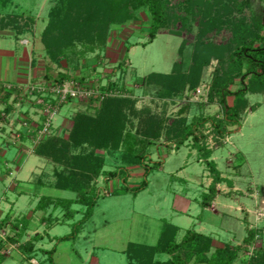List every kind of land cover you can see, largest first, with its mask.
I'll return each mask as SVG.
<instances>
[{"label": "rangeland", "instance_id": "rangeland-1", "mask_svg": "<svg viewBox=\"0 0 264 264\" xmlns=\"http://www.w3.org/2000/svg\"><path fill=\"white\" fill-rule=\"evenodd\" d=\"M183 1L172 0V3ZM201 1V13L212 15L216 20L226 16L231 19L226 22L220 34L209 36L208 40L215 45L227 44L231 38V23L238 24L243 21L245 25L253 26L255 23L264 22V0H249L250 8L242 13L224 11L213 3L214 0ZM208 1L214 5L211 6ZM240 2L239 0L238 3ZM67 6L66 0H9L7 9L0 11V27H5L0 29V36H4L0 37V50L15 53L14 57L0 56V71H3V65L5 67L2 73H5L4 79L18 82L20 73L26 68L20 66L19 59L23 58L26 49L30 50V47H24L16 39L7 37V34L23 32L20 40L32 43L35 50L33 58L36 59V70L33 69L31 74L32 77L37 74L35 81L31 79L26 83L8 84L29 93H22L18 100L19 95L15 92L5 102L3 99L6 93H0L2 108L5 110L7 106L13 107L12 113L3 116L10 127V133L6 135V132H1L0 138V149L6 152L5 155H0V204L10 205V208L14 205L13 212L23 215L19 220L20 226L23 221H29V230L24 240L34 236L37 228L40 233H46V241L38 246L47 250L57 246L56 264H129L123 253L128 244L156 245L163 225L168 222L182 229L178 240L188 230H195L213 236L216 248H222L225 243L232 244V247H242L239 260L235 264H249L259 250H264V91L260 94H248L249 106L240 115L242 126H228L231 132L228 136L216 138L211 124L203 130L207 135L209 148L214 150L211 161L216 163L221 177L226 180L217 185L215 201L210 208L204 210L200 204L202 195L209 192L213 182V175L206 162L199 157L191 139L179 151L171 147L170 152L171 149L164 145L170 143L166 128L172 124L174 118H186L188 122L199 116L223 118V110L217 98L213 103L209 100L218 61L213 59L204 69L201 83L196 90L186 89L179 98H160L157 90L148 89L145 82V78L152 73L169 74L176 63L192 59L196 52L194 44L197 41V25L189 23L187 28L182 27V24L169 26V29L161 30L153 43L149 44L150 20L143 11L135 21H114L101 33L95 34L88 30L84 37L91 40L90 42L86 39L79 41V33L73 43L76 48H70L61 63L57 64L46 51L43 32L51 19L63 16ZM234 6L235 3L231 7L234 9ZM107 13H110V7H106L104 14ZM192 28L194 30H190ZM92 38L95 42H92ZM259 45L256 43V46ZM250 55L256 61H264L262 51ZM60 75L68 76L67 82L74 81L79 84L78 80L83 81V90L96 92V96L113 83L132 92L133 99L138 100L137 110L144 113L132 118V133H137L141 128L140 123L149 117L165 118L166 121L161 138L155 142L150 152L154 162L163 160L165 163L150 175L148 189L138 196L132 193L116 196L114 192L120 187L118 181L106 185L104 179L100 178L98 187L102 196L93 217L76 241L58 245L57 239L69 235L72 225L81 219V215L72 221L55 223L52 229L39 224L38 215L33 217L32 210L41 197L73 199L75 194L46 188L47 181L50 180L46 174H52L53 164L32 153V145L36 148L32 142L33 132L38 130L34 126L41 128L43 125V111L38 106L43 98L30 95V88L52 84ZM251 78L253 77L246 78L247 85H252ZM253 80L264 83V78ZM240 82L241 80H236L230 91L239 90ZM4 86L7 87V84ZM227 101L229 106L235 105V97H229ZM88 103L89 100L80 98L79 101L64 104L54 121L50 136L65 135L66 132L61 133V129L70 130L73 114L84 109ZM22 143L26 145L19 147ZM150 153L141 150L139 154ZM18 165L22 168L16 172ZM118 165H121L120 160L109 159L105 170H115ZM8 168L13 169L14 173H7ZM38 169L46 171L43 173L45 177L38 176ZM129 170L131 178L128 184L131 187L140 185L143 168L134 166ZM53 181L55 182V177ZM19 183V188L10 192L7 190L11 185ZM74 208L80 210L82 207ZM54 216L62 217L61 209ZM251 230L263 232L262 237L257 238L253 245H246L244 240ZM40 259H47V256L40 252ZM0 264H25V261L14 253Z\"/></svg>", "mask_w": 264, "mask_h": 264}, {"label": "trees", "instance_id": "trees-1", "mask_svg": "<svg viewBox=\"0 0 264 264\" xmlns=\"http://www.w3.org/2000/svg\"><path fill=\"white\" fill-rule=\"evenodd\" d=\"M240 1L238 3L239 0H229L228 3V0H214L213 3L229 12L234 10L242 13L250 8L249 0ZM66 2L68 6L63 16L51 19L43 32L46 51L57 64L61 63L70 48H76V44L73 43L79 33H81L79 41L85 40L84 36L88 30L95 34L101 33L114 21L116 23L135 21L143 11L150 20L149 44L153 43L161 30L169 29V26L182 24V27L187 28L189 23L197 25V41L194 44L196 52L192 59L176 63L169 74L152 73L145 78V82L148 89L157 90L160 98H179L186 89L196 90L201 83L204 69L213 59L218 61L209 100L213 103L217 98L223 110V118L199 116L193 118L191 122L186 118H174L172 124L166 128L170 143L164 145L171 149L170 152L171 147L179 151L190 139L193 141L194 149L201 160L206 162L213 175L209 192L202 195L200 203L204 210L210 208L218 194L217 185L226 180L221 177L216 163L211 161L214 150L209 148L208 138L203 130L211 124L212 133L216 138L228 136L231 133L228 126H242L240 115L242 110L249 106L248 94H260L264 91V83L253 80L264 78V61H256L250 55L264 52V22L255 23L253 26L245 25L243 21H239L238 24L231 23V38L225 46H219L209 41V36L220 34L226 22L231 19L226 16L224 19L216 20L212 15L201 13L202 7L199 5L202 4L201 0H184L178 4H173L172 0H66ZM208 2L210 4V1ZM8 3L9 0L0 1V11L7 9ZM233 3L234 9L231 7ZM106 7H110V13L105 15ZM1 27L0 29L5 28ZM22 35L23 32L15 34V37L18 40ZM97 37L101 39L99 35ZM92 42H95L93 38ZM256 43L260 45L256 46ZM59 77L54 83L44 85H61L69 80L65 75ZM247 77H253L250 80L251 86L245 83ZM236 80H241V86L239 90L231 92L230 87ZM78 81L82 86L85 85L83 81ZM103 89L99 96H93L89 100L84 109L73 114L72 128L65 130V135L46 137L36 148L32 145V153L54 165L55 183L52 184V188L75 194L73 199L41 197L35 211L44 213L42 221L48 227H52L55 223L72 221L81 215V219L72 225V232L57 239L58 245L71 240L76 241L93 217L98 200L102 196L98 187L100 178L104 179L106 185L118 181L120 187L114 192L116 196L128 193L138 196L148 189L150 175L165 163L163 160L154 162L150 153L155 142L162 136L165 118L152 116L144 119L138 132L132 133V118L144 115L137 110L138 100L133 99L132 92L127 88L116 83ZM2 92L6 93L4 102L15 93L14 90L3 87L0 90V93ZM20 97L19 94L18 100ZM229 97H235L234 106H229L227 101ZM70 102L75 101L69 99L67 104ZM4 111L9 115L13 112V107L7 106ZM171 144L173 146H170ZM141 150H146L150 154L140 155ZM109 159H118L121 165L115 170L106 171ZM134 166L143 168L144 174L140 185L131 187L128 184L131 178L129 168ZM75 206L82 208L78 210L74 208ZM59 209L63 213L62 218L54 217V213ZM7 220L0 221V228L7 225ZM28 223L29 221H23L21 231L13 237L8 236L9 242L19 244L25 264H31L40 252L45 254L47 259H40L38 264H56L57 246L51 250L38 248L37 243L43 239L41 235L22 241L28 231ZM18 227V223L13 225L14 230ZM180 232V227L166 222L156 245L130 243L124 254L130 264H235L239 260L242 247H232V244L225 243L222 248H216L213 236L195 230H188L183 238L178 240ZM262 233L258 230L248 231L244 243L253 245L257 238L262 237ZM5 246L0 240V247ZM166 254L169 255V259L165 261L158 259L159 256ZM5 260L6 256L0 251V262L3 263ZM249 264H264V250H259Z\"/></svg>", "mask_w": 264, "mask_h": 264}, {"label": "crops", "instance_id": "crops-1", "mask_svg": "<svg viewBox=\"0 0 264 264\" xmlns=\"http://www.w3.org/2000/svg\"><path fill=\"white\" fill-rule=\"evenodd\" d=\"M0 37H4V36H0ZM7 37H10V38H14V39H16L17 40V38L15 37V35H9V34H7ZM20 44L22 43V45L24 46V47H30V50H28V49H26V51L23 53V58H21V59H19V61H20V66H22V67H26L25 68V70L23 71V72H21L20 73V76L18 77L19 79H18V82H9V81H6L5 79H4V74H2L3 73V71H4V69H5V67H4V65H3V71L1 70L0 71V90H1V88L4 86V85H8V84H20V83H26V82H28V80L30 81L31 79L32 80H36L35 78H37V74H34V76L32 77V70L34 69V70H36V65H35V61H36V59L35 58H33V56H34V54H35V50H34V46L32 45V43L30 42V41H22V40H20V39H18L17 40ZM28 54H29V56H31V57H29L28 56ZM0 56L1 57H14L15 56V53L13 52V51H7V50H0ZM28 56V57H27ZM4 64V63H3ZM2 101H0V138L2 137V135H1V132H6L5 134L6 135H8L9 133H10V127H9V125L7 124V123H5V118H3V116H4V114H5V112H3L4 111V108H2V103H1ZM3 112V113H2ZM11 126V125H10ZM9 131V132H8ZM8 132V133H7ZM65 132V129H61V133H64ZM12 143L14 142V140H12L11 141ZM17 141L15 140V143H16ZM14 143V144H15ZM8 145H10V144H8ZM7 145V146H8ZM26 144H24V143H22V144H20L19 145V147L20 146H22V147H24ZM24 151V150H23ZM19 153H20V155H22V151H21V148H19ZM5 155L6 154V152H3V149H0V155ZM34 154V153H33ZM17 159V158H16ZM21 168H22V166L21 165H18V167H16L15 168V170H16V172H18L19 170L21 171ZM53 170V172H52V174H46V177L47 178H49L50 180L49 181H47V183H48V185H47V187L46 188H52V184H54L55 182L53 181V179H54V165H53V168H52ZM7 173H10V175L11 174H13L14 173V170L13 169H11V168H8L7 169V171H6ZM38 172H39V174H38V176L40 177V175H42V176H44L45 177V175L43 174L44 172H46L45 170H43V171H40L39 169H38ZM51 175H53V177L51 176ZM3 176V175H2ZM14 186V187H13ZM20 187V183L19 184H16V185H11L10 186V188L8 187L7 188V190L10 192V191H13L14 189H16V188H19ZM52 189H54V188H52ZM7 202H9L8 200H7ZM37 205L38 204H35L34 205V208H33V212H34V214H33V217L35 216V215H38L39 216V220H40V222H39V224H41V225H43V226H46L47 228H49V229H52L51 227H48V225L45 223V222H43L42 221V218H43V216H44V213L42 212V211H35V209H36V207H37ZM12 207L10 208V205H7V204H0V221H3V220H6V219H8L7 220V225H5V227H3V228H0V240L4 243V245H6L5 247H3V248H1L0 247V251H1V253L2 254H4L5 256H6V259L8 258V257H11V256H13V254L14 253H17V255H19V256H21L22 257V260H24V257H23V255H22V253H21V251H20V249H19V244L17 245V244H13V243H10L9 242V240H8V236H11V237H13L16 233H19L20 231H21V229H20V225H19V220H21V218H22V214H20V213H14L13 212V209L15 208L14 207V205L12 204L11 205ZM8 210H9V212H8ZM13 212V213H12ZM49 212H51V210H49ZM48 212V213H49ZM57 212V211H56ZM55 212V213H56ZM55 213H54V215H55ZM31 215V214H30ZM29 215V216H30ZM62 216H63V213H62ZM55 217V216H54ZM56 218H58V217H56ZM60 218H62V217H60ZM15 223H18V225H19V227H18V229H16V230H14V228H13V225L15 224ZM39 227H40V225H39ZM22 228V227H21ZM38 229V228H37ZM36 229V233H35V235H41L42 237H43V239L42 240H40L38 243H37V247L38 248H40L38 245L41 243V242H45L46 241V236H47V234L46 233H40V231L39 230H37ZM29 230V229H28ZM182 230V229H181ZM28 232V231H27ZM26 235H27V233H26ZM34 235V236H35ZM34 236H32V237H30L28 240H30L31 238H33ZM28 240H24V237H23V239H22V241L24 242V241H28ZM50 242H53V240H50ZM130 244V243H129ZM128 244V245H129ZM139 244V243H138ZM40 249H43V248H40ZM127 249V248H126ZM125 249V250H126ZM43 250H47V249H43ZM125 250L123 251V253L125 252ZM6 252H9L8 253V255H6L5 253ZM56 254H57V251H56ZM56 254H55V256H56ZM158 259H160V260H162V261H165V260H167V259H169V255L168 254H166V255H161V256H159L158 257ZM43 260V259H42ZM93 260H94V256H93ZM35 262V264H38L39 263V256L36 258V259H33L32 261H31V264H33ZM130 264V263H129Z\"/></svg>", "mask_w": 264, "mask_h": 264}, {"label": "built area", "instance_id": "built-area-1", "mask_svg": "<svg viewBox=\"0 0 264 264\" xmlns=\"http://www.w3.org/2000/svg\"><path fill=\"white\" fill-rule=\"evenodd\" d=\"M80 85V86H79ZM9 87V88H8ZM7 90H14L18 95L20 94L22 97V93H29L28 91H21L22 89L15 86H3ZM84 88L79 83H75L74 81L64 82L61 85L55 86H46L45 87H36L33 86L30 88V95L41 96V99L38 103V106L42 109L43 116V125L41 128L39 126H34L38 130L33 132V144L38 146L43 139L50 136L53 129L54 121L58 117L62 107L64 104H67L69 99L73 101H79L81 98H85L90 100L93 96H96V92H86L83 90ZM37 90V91H36ZM21 91V92H20ZM47 94H44L46 93ZM53 98V99H51ZM46 112V113H45ZM39 128L41 130H39ZM35 147V146H34ZM33 151V150H32ZM30 153V152H29ZM31 154V153H30ZM35 264V263H33Z\"/></svg>", "mask_w": 264, "mask_h": 264}]
</instances>
